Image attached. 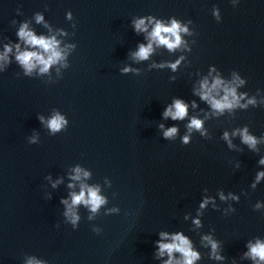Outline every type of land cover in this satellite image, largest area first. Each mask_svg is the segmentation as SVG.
<instances>
[{
    "label": "water",
    "instance_id": "95a60500",
    "mask_svg": "<svg viewBox=\"0 0 264 264\" xmlns=\"http://www.w3.org/2000/svg\"><path fill=\"white\" fill-rule=\"evenodd\" d=\"M141 18L148 30L137 33L132 22ZM172 19L188 29L178 48L152 42L147 60L132 55L156 20L170 27ZM24 24L58 42L63 59L47 72L37 65L26 74L16 59L42 52L19 37ZM0 57V264H161V231L186 235L200 254L194 264H257L244 253L264 242V178L256 182L264 172V0H0ZM177 61L175 71L153 67ZM217 77L247 107L221 113L200 100L201 82ZM175 98L188 103L182 121L162 115ZM56 114L67 124L53 133ZM193 117L202 129L189 133ZM173 126L176 136L165 139ZM244 128L255 150L242 142ZM81 185L99 188L107 203L96 213L76 206L74 230L61 200L71 204ZM205 236L225 259L214 258Z\"/></svg>",
    "mask_w": 264,
    "mask_h": 264
},
{
    "label": "clouds",
    "instance_id": "9594fccd",
    "mask_svg": "<svg viewBox=\"0 0 264 264\" xmlns=\"http://www.w3.org/2000/svg\"><path fill=\"white\" fill-rule=\"evenodd\" d=\"M214 16H216L217 21L220 22L219 12L218 10H214ZM69 18H71V14L69 13ZM42 19L39 15L37 16V21L39 22ZM151 17H149V23H151ZM134 30L137 33L140 32H147L148 26L145 24V20L143 18L133 20ZM27 24H24L19 30V37L24 39L27 44L32 46H38L41 51H24L16 56V59L19 61L21 65L26 70V74H30L32 69L35 68L37 65H41L40 71L47 72L49 67L56 63L58 60L63 59L61 51L58 50V42L56 41L55 37L52 38H45L43 36L37 37L33 34V32L26 30ZM184 32L187 33V27H181L180 23L177 22L176 19H172L171 26H165L161 23L160 20H156L155 26L152 31L149 33V43L147 46L144 44L139 45L138 51L132 53L134 57L138 60H147L149 55L153 52V43L155 42L157 45L166 46L169 51H172L178 48L182 41L180 33ZM10 51V49H7ZM45 54H47V58H45ZM4 57H0L3 59ZM179 61L176 63H171L168 65H153V67L163 68L165 66L170 67L173 71L176 70V66ZM133 71V69L129 67H125L122 72L128 73ZM210 74V73H209ZM238 79V78H237ZM171 81H175V77H170ZM240 84H243L244 81L240 80ZM222 89L224 95L217 99L213 92L216 91L218 94V90ZM199 96L200 100L206 101L210 104L212 109H215L219 112H223L225 109H232L234 106L239 105L240 107H247V105H240V98L237 97L236 88L231 87L225 84L221 79L218 77L214 79V81L209 85V81L205 78L200 85V90L198 93H195ZM243 95V94H242ZM193 106L196 105V101L192 100L190 102ZM249 104H255V100H249ZM163 118L164 119H171L173 121L176 120H184L185 117L188 115V103H186L183 99L175 98L171 104L167 105L163 111ZM41 121L43 122V117H40ZM67 124V121L64 119L63 116L56 114L53 118L48 121V128L53 132L56 133L61 130ZM162 130L164 129V125L160 124L159 126ZM189 133L193 129L200 131L202 129V121L195 117L191 118L190 122L187 125ZM178 132V128L176 126L167 128L163 131V136L165 139H171L176 136ZM201 135H205V132L201 131ZM235 135V133H233ZM242 142L248 145L249 148L254 149L256 148V144L258 143L257 139L253 135H249L248 129L244 128L241 133ZM224 139L228 140V133H224ZM190 141V136L186 135L183 137V145H188ZM33 139V143H34ZM228 145L231 148L232 144L231 141H228ZM261 164H264V159L259 161ZM76 175L73 177L75 180H79L81 178V169L77 167L75 170ZM89 175L88 172H83V176L87 177ZM262 178H264V172H259L256 175V182H259ZM55 187V185H53ZM72 187V185H69ZM255 187V185H253ZM207 192V188L203 190ZM229 196L232 199H237V197L232 196L229 193ZM71 204L68 203L66 199L61 200V203L66 206V211L64 212V216L70 221L75 230L77 224L80 220V216L76 211V206L83 204L89 208L92 213H96L100 207L107 203L106 199L99 195V188L96 187H88L86 185H81V191L79 194L73 192L71 194ZM221 199H226L223 193H220ZM51 198L50 196L48 197ZM211 200V197L205 196L203 202L200 204V208H204ZM260 205L257 204L256 208H259ZM111 212H118L119 210L116 208L110 209ZM235 211V210H233ZM89 219H92L90 216ZM194 223L197 226L200 225V221L196 220ZM94 232L99 233L100 230L93 229ZM160 239L155 242V251H154V258L161 260V264H194L195 261L200 259V254L197 251L193 250V243L192 241L184 235L182 232H175L170 234L167 231H161L159 233ZM212 248V252L215 259L223 260L225 257L217 254L218 244L215 240H213L210 236L203 237ZM167 241V242H166ZM248 252L244 253L245 257H250L253 261H256L257 264L259 262H264V242L257 240L255 244L251 242L248 243ZM174 253H179L180 259H176ZM167 256V259H163ZM27 264H45L44 261L36 260L35 258H29Z\"/></svg>",
    "mask_w": 264,
    "mask_h": 264
}]
</instances>
